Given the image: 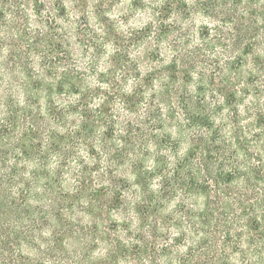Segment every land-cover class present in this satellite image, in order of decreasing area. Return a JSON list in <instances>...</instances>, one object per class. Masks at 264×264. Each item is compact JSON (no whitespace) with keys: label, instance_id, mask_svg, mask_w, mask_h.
I'll return each mask as SVG.
<instances>
[{"label":"trees","instance_id":"1","mask_svg":"<svg viewBox=\"0 0 264 264\" xmlns=\"http://www.w3.org/2000/svg\"><path fill=\"white\" fill-rule=\"evenodd\" d=\"M123 2L0 0V264H264V0Z\"/></svg>","mask_w":264,"mask_h":264},{"label":"rangeland","instance_id":"2","mask_svg":"<svg viewBox=\"0 0 264 264\" xmlns=\"http://www.w3.org/2000/svg\"><path fill=\"white\" fill-rule=\"evenodd\" d=\"M129 2H130V0H125V2L122 3L123 7H125V9L128 8ZM120 9H121V7H120ZM112 18L118 20V18H116V17H112ZM52 24H50V25H52ZM14 25H15V27H18V26H16V24H14ZM19 28H20L19 32H22L24 30L22 25ZM15 29L16 28H14L13 32H11L12 34H14L16 32ZM44 30L49 32V34H51V35L54 33L49 28L44 29ZM36 31H38V30L35 29V31H33L34 33H32V34H34V35H32L31 39L27 42L28 45L32 44L34 36L36 35V33H35ZM4 32H6V31H4ZM56 37H58V36H56ZM14 39H15V42H12V43L7 42V41L5 42V44L3 45L5 50L0 52V58H4V56H16L17 57L16 60L21 61V63L24 65L27 63H32V61L35 60L36 64L37 65L39 64L40 68H43V69H38L39 67H37L36 65L34 66V65L30 64L29 66H33V68H35L36 70H42L44 72L45 70H47L46 68L43 67V64H44V66H46V64H45L46 56H47L48 61L50 59H52V61H53V58H55L57 55L54 47L57 45L58 42H56L57 39L55 40V39H53V37H50L49 39H47V42H45L43 44L40 43L41 46H39L37 49L40 50L41 52H36L34 49H32L33 47H36V45H34L32 47H28L26 42H23L24 38L21 40V42H18L19 37H16ZM71 42H72V40H71ZM43 54H44V58H41ZM26 60H29V61H26Z\"/></svg>","mask_w":264,"mask_h":264}]
</instances>
